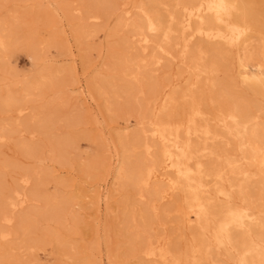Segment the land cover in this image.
Segmentation results:
<instances>
[{
	"label": "bare ground",
	"instance_id": "obj_1",
	"mask_svg": "<svg viewBox=\"0 0 264 264\" xmlns=\"http://www.w3.org/2000/svg\"><path fill=\"white\" fill-rule=\"evenodd\" d=\"M239 1L148 0L139 4L132 2L130 7L137 9L135 17L127 22L130 10L126 8V17H121L117 23V28L122 27L127 30L121 42L128 43L127 48L134 49L133 53L126 54L121 60L123 68L120 71V77L119 65H117L115 67L117 71L114 69L115 74L107 72L98 81H93V84L92 82L86 85L81 83L78 86L79 95L83 100H88L89 94L90 97L93 96L92 93L97 94L106 102L107 111L111 110V105L119 97L117 83L119 79L131 78L133 81L128 82L125 89L121 90L129 100L131 98L137 101L138 97H141L137 101L139 109L136 110V116L138 123L143 126L141 125L138 131L129 136L130 143L123 145L122 158L121 156L120 159L116 158L113 166V172H115L113 184L120 187L129 186L135 200L144 202V206H139L136 203L132 204L129 200L123 213V221L127 229H130V238L134 240H132L133 243L128 244L129 248L127 247L130 253L135 257L139 256L148 260L150 264H224L226 261L218 258L219 250H223L226 259L233 264H264V227L258 221H253L255 215L250 210L249 202V198H253L249 193V183L252 184L253 178L258 176L259 167L264 168V117L258 115L261 112L264 113V107L261 106L263 105L261 102L256 104L255 99L254 101L252 98H245L244 92L240 94H237V91L233 92L235 84H233V91L230 89L232 92L226 91L225 89H229L228 85H222L219 81L223 78L221 76L216 78L220 67L235 56L238 68L236 73L241 80V86H244L245 91L251 92L254 97H264V33L258 34L261 37L258 39L259 42L256 41L259 51L256 58L252 55L257 61V68L255 73H251L247 66L250 62L248 60L250 47L247 41L251 32L256 30V24L253 13L251 14V11L247 13ZM63 3L65 5L61 6L63 14L65 8L69 11L74 10L69 7L71 4H67L66 0H63ZM163 5L168 6L164 14L159 12V7ZM117 6L116 0L94 2L79 0V12H81L79 19L84 23L89 19H99L104 17L103 12L110 14L117 9ZM36 23L34 28L38 29ZM80 28L75 33L78 39H81V34L89 31H85L83 25ZM13 39V30H7L1 21L0 59L14 42ZM41 41L43 39L38 38L36 43L39 44ZM46 41L51 43L53 39L49 37ZM27 47L29 55H32L33 59L37 58L38 53L36 54L35 47L31 43ZM167 58H178L184 64L190 78L185 87L179 85L184 87L183 90L177 92L172 89L170 93L163 96L164 85L154 83L155 81L147 82L151 78L148 69L151 65H160L162 60ZM251 62L254 61L251 60ZM61 73L62 69L59 67L45 66L40 73L23 83L25 94L37 91L38 95V92L44 93L51 88V90L55 89L54 97L59 95L58 98L61 99L65 86L59 78ZM203 90H206L204 95L208 94L207 92L212 94L205 96L208 100L201 99L202 97L197 95ZM219 90L224 93H219ZM242 94L245 95L241 96ZM76 97L78 96L63 99L76 100ZM179 97L184 98L183 100L187 97L182 105L177 104ZM21 99L22 97L9 92L0 93L1 118H7L8 112H12L15 116L14 120L9 119L6 125L0 120V140L13 139L19 128L26 131L28 129L30 134L36 132L42 137L39 138L46 141L47 150L53 153L56 163L64 162L65 155L68 154L66 151L73 146L74 135L68 133L61 137L49 136L48 131L52 130L53 122L39 112H34L32 116L21 121L20 115L25 110L20 104ZM159 102V113L153 116L148 115ZM48 103L51 106L54 104L53 101ZM211 119L214 120V126L213 122L210 123ZM221 138L225 143H234L241 158L236 153H221V151L218 153L212 144ZM40 146L30 139L15 141L16 149L30 157H37ZM137 151H141L142 155L139 156ZM130 154L134 155L133 158H130ZM202 155L212 157L214 160L204 165L200 159ZM10 160L7 164L5 163L7 166L3 161V166L13 165ZM18 166L22 167L20 164ZM10 168L14 169L12 166ZM15 171L16 169L14 174ZM19 171L18 169L16 171L20 174L18 179L14 181L12 178L15 185L12 184L13 186L10 187L5 186L4 184L8 181L4 183L5 179L0 177V259L8 257V263H11L10 251L14 249V246L8 243L17 236L23 237L26 253H30L29 250L34 247L33 245L42 243L44 247L47 245L46 242L61 241L56 238L57 235L51 233L44 234L45 237L47 236L46 239H40L37 236L27 240L25 235L34 229L35 221L33 224V218L30 216L31 219H29L28 213L14 214L16 208L27 201L39 200L42 203L41 209L38 207L39 210L36 211L33 207L36 211V214H33L39 218L48 217L58 220L77 203L72 202L73 198L78 196L71 191L70 195L66 196L58 189L49 193L42 190L41 186L44 185L46 178L52 175L50 172L45 173L35 167H22ZM263 171L261 170L260 173ZM258 178L254 181V188L258 190L254 200L256 197L264 199V178ZM208 179L212 180L209 182L211 184H208ZM30 181L33 182V188L27 192L25 186ZM46 182L45 184H48L49 181ZM54 183L60 186L63 181L55 179ZM209 191L224 197L237 193L244 205L233 206L227 201L215 204L207 197ZM251 191L253 192V189ZM164 198H172V204L163 210L164 214L173 213L181 217L183 221H190L189 216L193 214L198 226L197 230L191 233V239H185L180 247L176 245L177 242L168 243L165 238L159 239L155 237L156 235H149V229L146 231L145 228L146 223L148 224L149 211L153 209L155 202ZM84 260L80 264L92 263ZM29 261L34 263V258ZM77 261L78 259L71 264H77ZM0 264H3V261H0Z\"/></svg>",
	"mask_w": 264,
	"mask_h": 264
},
{
	"label": "rangeland",
	"instance_id": "obj_2",
	"mask_svg": "<svg viewBox=\"0 0 264 264\" xmlns=\"http://www.w3.org/2000/svg\"><path fill=\"white\" fill-rule=\"evenodd\" d=\"M66 1L67 4H71L69 7L74 8V10L72 9L69 11V9L66 10L65 8L63 14L61 9V6L64 5L63 0H0V22H3L7 30H13L14 38V42L11 43L4 52L2 59H0V93L9 92L12 95L22 97L20 104L25 110L20 115L21 121L32 116L34 112H39L53 122L52 130H50L51 132L48 131L50 133L49 136L61 137L69 133L75 137L73 146L66 151L68 154L66 153L64 162L57 161L58 163H56V160L53 158V153L47 150L46 141H43L41 136L36 132L30 134V130L28 129L26 131L25 129L19 128L17 135L13 139L0 140V177L5 179V181L3 180L4 183L8 181L4 185L10 187L15 185L14 181L20 176L18 172H20L19 170H21L22 167H35L45 173L50 172L52 174L50 178H46V181L49 182L45 184L47 183L45 181L44 185L41 186L42 190L48 191L49 193L58 189V191L66 196L68 194L70 195L71 191L75 194L77 193L79 196L73 198L72 203H77L74 204L72 208L70 207L68 213L66 212L67 214L61 216L58 220L48 217L39 218L34 215L36 211L41 209L42 203L39 200L27 201L22 206L16 208L14 214L18 215L23 212L28 213V218L34 219H32L33 224V221H35L34 229L25 235L27 240H30V237L33 238L37 236V238L46 239L47 236L45 237V235L51 233L57 235L56 238L61 241L59 243L45 241L47 245H44V247L42 243L33 245L34 247L29 250L30 253H26V249L23 247L25 242L23 237L17 236V239L15 238L12 242L8 243L14 246L9 256L11 263H8V257L7 259H0V261H3V264H71V262L78 259L76 263L80 264L81 261L85 259L86 262H92L91 264H150L148 260L147 262L146 259L139 256L135 257L130 253L128 244L131 242L133 243L134 240L130 238V229H127L123 221V213L126 209V203L129 200L132 201V204L136 203L139 206H144V202L135 200L132 189H130L129 186L120 187L113 184L115 181L113 166L115 165L116 158H122L123 152L121 151H123V145L130 143L131 137L129 136L143 126L138 123L136 116V110L139 107L137 101L140 100L141 97L139 96L137 101H135V99L133 101L131 98L129 100L121 90L125 89L128 82L130 83L133 81L131 78H125V80L119 79V81H117L119 85V97L115 99L114 103L111 105V110L107 111L104 99L92 93L93 96L90 97L89 94L88 100L85 101L79 95L80 90L78 89L81 83H85L86 85L92 82L91 84H93V81H98L99 78H102L107 72L115 74L117 71L115 67L117 65H119L120 77V71L123 68L121 60L126 54L129 55L133 53L134 49L127 48L128 43L123 44L121 42L126 36L127 30L122 27L117 28L118 20L121 19V17H126L125 9L127 8L130 10V17L127 20V22H129L135 17L137 11L136 8L130 7V5L134 2L139 4L148 0H135L134 2L132 0H116L119 7L117 6L115 11L112 13L110 12V14L105 11L103 12L104 17L96 20L89 19L86 23L79 19L81 15V12H79V0ZM94 1L96 0H93V2ZM119 3H123V5ZM239 3L247 13L251 11L250 13H253L252 15L255 18L256 30L251 32V36L248 39L249 41H247L249 43L248 47L250 48L248 49L251 55L250 57L248 53V60L250 62L251 60L254 61L251 63L248 62L247 66L249 72L255 73L257 61L253 59L252 55H254V58L257 57V51H259V49L257 48L256 41L259 42L258 39L261 38L259 36L260 33H264V25H262L264 24V0H240ZM167 9L168 6L163 5L159 7V12L164 14ZM65 14L67 16H65ZM36 22H38V24ZM35 23L38 29L34 28ZM82 25L85 31H89H86V33L83 32L84 34H81V39H78L75 33L78 31V28L81 29L80 27H82ZM93 28H96L97 31ZM259 30L260 32H258ZM48 36L52 37L53 42L49 43L46 41V39L49 38ZM38 38L43 39L39 44L36 43ZM28 39H31L30 42ZM27 42L35 47V52L36 54L38 53L37 58L33 59V57H31L32 55H29L27 50L29 44L27 45ZM255 52L256 54H254ZM241 57H243V55H241ZM231 58L220 67L221 69L217 71L216 78L218 79L220 76L223 78L219 81L222 85H228L227 88L229 87V89H225L226 91L232 92V88L234 89L235 87L233 92L236 93L237 91V94L244 92L246 95L242 94L241 96L245 95L247 99H255L256 101H254L256 104L261 102L263 104L261 106L264 107V97H254L251 92L245 91L246 89H244V86H241V80L236 73L238 69L237 59L235 56ZM47 65L62 69L59 78L63 81L65 86L63 87L64 92L62 96L60 94L62 97L61 99L58 98L59 95L54 97L55 89L51 90V88L45 90L44 93L38 92V95L37 91L25 94L23 90V83L30 80L32 76L40 73ZM114 69L116 71H114ZM149 69L148 74L151 78L148 79L150 82H147L153 83V81H155L154 83L157 82L161 83L162 86L164 85L162 88L163 96L170 93L172 89L180 92L184 89L190 78L188 72L185 70L184 64H182L178 58L164 59L160 65H151ZM220 74L224 75L226 78ZM230 81L232 82L230 83ZM233 84H235V86ZM179 85H183L184 87ZM240 90H242V92ZM205 92L206 90H203L198 92L197 95L200 98L202 97L201 99H206V95H212L209 92L204 95ZM220 92L224 93V91L219 90V93ZM57 93L59 94V92ZM73 96L78 97H76V100L73 98L68 100L63 99ZM183 99L184 98L179 97L177 99V104L182 105L185 103L187 97L185 100ZM49 101L54 102L52 105L54 107L48 103ZM159 105L160 102L148 115L153 116L158 114ZM141 109L143 110V108ZM8 114L9 116L7 118H1L0 114V120L4 122L5 125L9 119L14 120L15 118L12 112H8ZM262 114L264 113L261 112L258 115L264 117ZM212 122L214 126V120L211 119L210 123ZM124 127L126 128L123 129ZM16 139L23 141H29L30 139L37 142L39 146L41 143H43V145L40 146L41 148L37 157H30L16 149ZM11 140H13V142H11ZM212 145L217 149L218 153H220V151L221 153H236L239 157V150H237L238 148L232 142L225 143L221 138L214 141ZM137 153L139 156L142 155L141 151H137ZM133 156L134 155L130 154V158H133ZM200 159L204 165L214 160L212 157L209 158L204 155H202ZM9 160L13 165H9L8 168L6 164ZM3 161H5V167L3 166ZM19 164L22 167H19ZM11 166L14 167L13 170L10 168ZM15 169L16 171L18 169V172L16 173L15 171L14 174L13 172ZM261 170L263 171L264 168L260 166L258 170L259 173H257L259 178L257 176L251 181L252 184L249 183V193L253 198L258 193V190L254 188V181L257 178L260 179V177L261 179L264 178V171L260 173ZM14 175L17 177H13ZM12 178H14V181ZM55 179L62 180L63 184L56 186L54 183ZM210 181L212 180H207L208 184H211L209 183ZM32 188L33 182L30 181L25 186V190L29 192ZM252 189L253 192L251 191ZM209 192V196L207 195V197L215 204H221L227 201L233 206L244 205L243 202L240 201L237 193H232L228 197H224L222 195L213 194L211 193L212 191ZM253 198H249L250 210L255 215H252V217L254 216L253 221H258V223L262 224L264 227V199H257L256 197L254 200ZM171 204L172 198H164L155 202L153 209L148 213V224L146 223L145 228L146 231L149 229V235H156L155 237L159 239L165 238L168 243L172 241V243L175 244L177 242L176 245L180 247L184 244L185 239H191V233L197 230L198 226L194 221L193 214L189 216L190 221H183L181 217L173 213L164 214L163 210L168 208ZM177 232H179V234H177ZM112 254L116 255L113 256ZM33 258L34 263L29 261L30 259L33 260ZM218 258L222 261L225 260L226 264H233L226 259V254H224L223 250H219Z\"/></svg>",
	"mask_w": 264,
	"mask_h": 264
}]
</instances>
